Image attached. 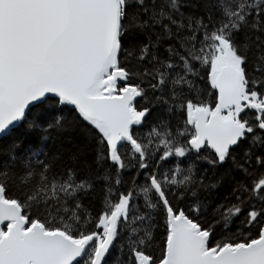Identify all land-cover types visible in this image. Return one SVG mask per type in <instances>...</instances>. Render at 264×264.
I'll use <instances>...</instances> for the list:
<instances>
[{
  "label": "snow or ice",
  "instance_id": "6c2138e0",
  "mask_svg": "<svg viewBox=\"0 0 264 264\" xmlns=\"http://www.w3.org/2000/svg\"><path fill=\"white\" fill-rule=\"evenodd\" d=\"M0 264H264V0H0Z\"/></svg>",
  "mask_w": 264,
  "mask_h": 264
}]
</instances>
